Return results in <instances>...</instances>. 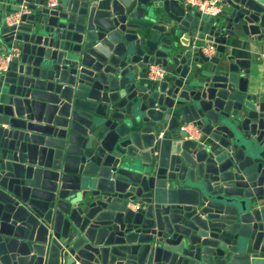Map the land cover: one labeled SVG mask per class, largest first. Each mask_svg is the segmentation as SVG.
Here are the masks:
<instances>
[{"label":"water","instance_id":"obj_1","mask_svg":"<svg viewBox=\"0 0 264 264\" xmlns=\"http://www.w3.org/2000/svg\"><path fill=\"white\" fill-rule=\"evenodd\" d=\"M220 3L0 0V264H264V88L228 48L264 0Z\"/></svg>","mask_w":264,"mask_h":264},{"label":"built area","instance_id":"obj_2","mask_svg":"<svg viewBox=\"0 0 264 264\" xmlns=\"http://www.w3.org/2000/svg\"><path fill=\"white\" fill-rule=\"evenodd\" d=\"M52 4L55 3V0H50ZM192 5L196 6L199 10L206 14L210 15H217L221 12L222 6L220 3V0H187ZM25 9V6L23 9L19 11H15L8 17V20L10 23L16 22L18 18L21 16L23 10ZM216 48L212 43H208L204 46V52L207 54H213L215 53ZM14 53H7L4 56H0V68L6 66V63L9 62ZM258 58L264 59V42L261 46V49L258 53ZM165 75V70L161 67H151L149 71V76L151 78H162ZM181 130L189 129L194 134L195 129L192 126H186L182 125L180 127ZM197 133V132H196Z\"/></svg>","mask_w":264,"mask_h":264},{"label":"crops","instance_id":"obj_3","mask_svg":"<svg viewBox=\"0 0 264 264\" xmlns=\"http://www.w3.org/2000/svg\"><path fill=\"white\" fill-rule=\"evenodd\" d=\"M264 41H259L253 37L242 35L238 40L229 41L228 48L237 57L250 58L252 60L250 86L255 90V86L264 88V59L258 58V53ZM152 67H158L153 65ZM195 135H199L194 132Z\"/></svg>","mask_w":264,"mask_h":264}]
</instances>
